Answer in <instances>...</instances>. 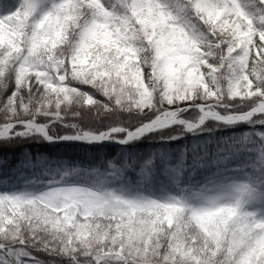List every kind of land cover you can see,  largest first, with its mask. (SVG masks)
I'll return each mask as SVG.
<instances>
[{
    "label": "snow or ice",
    "instance_id": "1",
    "mask_svg": "<svg viewBox=\"0 0 264 264\" xmlns=\"http://www.w3.org/2000/svg\"><path fill=\"white\" fill-rule=\"evenodd\" d=\"M0 264H264V0H0Z\"/></svg>",
    "mask_w": 264,
    "mask_h": 264
}]
</instances>
